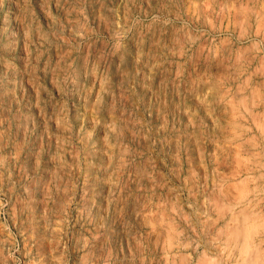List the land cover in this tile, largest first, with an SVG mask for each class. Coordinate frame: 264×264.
I'll return each instance as SVG.
<instances>
[{
  "label": "rangeland",
  "instance_id": "1",
  "mask_svg": "<svg viewBox=\"0 0 264 264\" xmlns=\"http://www.w3.org/2000/svg\"><path fill=\"white\" fill-rule=\"evenodd\" d=\"M0 264H264V0H0Z\"/></svg>",
  "mask_w": 264,
  "mask_h": 264
},
{
  "label": "bare ground",
  "instance_id": "2",
  "mask_svg": "<svg viewBox=\"0 0 264 264\" xmlns=\"http://www.w3.org/2000/svg\"><path fill=\"white\" fill-rule=\"evenodd\" d=\"M241 219H242V218H241ZM244 220H245V219H244ZM246 220H247V219H246ZM246 222H247V221H245V223H246ZM241 224H242V223H241ZM242 225H243V224H242ZM236 226H237V225H236ZM234 227H235V226H234ZM234 234H235V233H234ZM246 235H247V234H246ZM248 236H249V235H248ZM242 237H243V236H242ZM251 237H252V236H251ZM245 239H246V237H245ZM248 240H249V239H248ZM240 241H241V239H240ZM245 242H246V241H245ZM245 242H244V243H245ZM248 242H249V241H248ZM242 243H243V241H242ZM244 243H243V244H244ZM239 245H240V244H239ZM245 246H246V245H245ZM245 246H244V247H245ZM238 247H240V246H238ZM241 247H242V245H241ZM241 247H240V248H241ZM247 248H248V246H247ZM236 249H238V248H236ZM243 249H244V248H243ZM239 250H240V249H239ZM245 250H246V249H245ZM248 250H249V249H248ZM242 251H243V250H242ZM251 251H253V250H251ZM249 252H250V251H249ZM240 254H241V253H240ZM256 254H257V253H256ZM239 256H240V255H239ZM252 256H253V255H252ZM236 259H237V258H236ZM236 259H235V260H236ZM252 259H254V258H252ZM240 261H241V260H240ZM256 263H257V260H256Z\"/></svg>",
  "mask_w": 264,
  "mask_h": 264
}]
</instances>
